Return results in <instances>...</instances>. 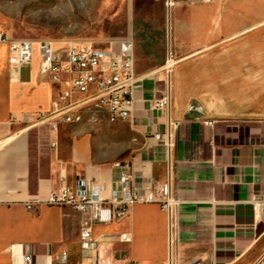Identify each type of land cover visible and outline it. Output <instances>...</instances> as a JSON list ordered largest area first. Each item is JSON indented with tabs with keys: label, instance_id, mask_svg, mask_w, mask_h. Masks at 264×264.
<instances>
[{
	"label": "crops",
	"instance_id": "obj_1",
	"mask_svg": "<svg viewBox=\"0 0 264 264\" xmlns=\"http://www.w3.org/2000/svg\"><path fill=\"white\" fill-rule=\"evenodd\" d=\"M179 5L167 62L137 65L135 108L121 123L102 117L55 134L39 115L52 111L57 86L38 58L12 67L0 43V264H264V0ZM168 89L171 125L151 108ZM126 161L140 195L171 179V219L159 204H137L94 225L85 247L88 219L43 203L63 181L110 190Z\"/></svg>",
	"mask_w": 264,
	"mask_h": 264
},
{
	"label": "built area",
	"instance_id": "obj_2",
	"mask_svg": "<svg viewBox=\"0 0 264 264\" xmlns=\"http://www.w3.org/2000/svg\"><path fill=\"white\" fill-rule=\"evenodd\" d=\"M190 0H165L170 14L177 5ZM210 1V0H207ZM0 43L9 45V63L14 68L31 66L39 59V73L48 77L58 88V96L52 103V111L39 115L42 123L58 134L67 121L76 120L80 111L111 110L109 123L116 124L130 119L135 108V92L139 88L140 78L137 72L136 43L133 38L109 43L106 46L94 44H69L63 49L57 48L48 40H14L0 30ZM170 84L171 70H167ZM172 100L170 90L164 97L152 102V110H158L168 116L169 123ZM99 119H88L96 122ZM169 147L171 148V134ZM118 177L114 186L107 190L102 185H91L86 180H77L73 185L63 181L51 196L43 203L58 208H70L83 214L88 223L80 232L83 245L92 241L93 226L109 224L122 218L130 208L137 204H159L167 211L170 219L176 201L173 198L171 179L159 184L155 192L140 195L135 187V173L131 162H118L114 165ZM34 204L28 205L32 209ZM257 203L255 210L261 209ZM121 241L130 243L129 235L121 236ZM31 257L25 264H31ZM67 258L59 264H66ZM100 264V263H98ZM102 264H117L112 260ZM197 264V263H194Z\"/></svg>",
	"mask_w": 264,
	"mask_h": 264
},
{
	"label": "rangeland",
	"instance_id": "obj_3",
	"mask_svg": "<svg viewBox=\"0 0 264 264\" xmlns=\"http://www.w3.org/2000/svg\"><path fill=\"white\" fill-rule=\"evenodd\" d=\"M169 24L165 0H0V29L14 40L63 49L133 38L139 72L167 60Z\"/></svg>",
	"mask_w": 264,
	"mask_h": 264
},
{
	"label": "bare ground",
	"instance_id": "obj_4",
	"mask_svg": "<svg viewBox=\"0 0 264 264\" xmlns=\"http://www.w3.org/2000/svg\"><path fill=\"white\" fill-rule=\"evenodd\" d=\"M100 117L112 119L111 110L91 111V109H84V111L79 112V116L78 118H76V120L67 121V125H78L84 123L85 121H88V119H100Z\"/></svg>",
	"mask_w": 264,
	"mask_h": 264
}]
</instances>
